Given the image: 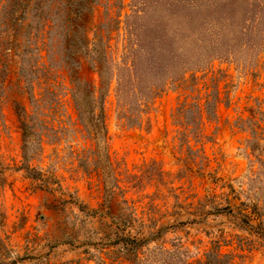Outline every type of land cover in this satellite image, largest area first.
<instances>
[{
    "label": "rangeland",
    "instance_id": "rangeland-1",
    "mask_svg": "<svg viewBox=\"0 0 264 264\" xmlns=\"http://www.w3.org/2000/svg\"><path fill=\"white\" fill-rule=\"evenodd\" d=\"M0 264H264V0H0Z\"/></svg>",
    "mask_w": 264,
    "mask_h": 264
},
{
    "label": "trees",
    "instance_id": "trees-1",
    "mask_svg": "<svg viewBox=\"0 0 264 264\" xmlns=\"http://www.w3.org/2000/svg\"><path fill=\"white\" fill-rule=\"evenodd\" d=\"M0 243H1V239H0Z\"/></svg>",
    "mask_w": 264,
    "mask_h": 264
}]
</instances>
